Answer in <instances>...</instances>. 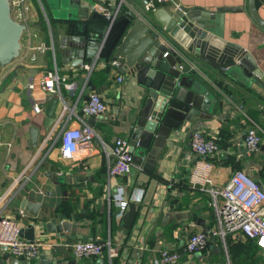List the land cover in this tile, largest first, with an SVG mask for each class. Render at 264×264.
<instances>
[{"label":"crops","instance_id":"obj_1","mask_svg":"<svg viewBox=\"0 0 264 264\" xmlns=\"http://www.w3.org/2000/svg\"><path fill=\"white\" fill-rule=\"evenodd\" d=\"M86 1L101 11L117 2ZM29 3V31L38 35L32 39L28 33L23 36L21 56L7 65L0 76L3 142L0 145V190L26 166H30L29 179L23 185L17 184L15 195L0 212L3 216L17 218L22 228L35 224V239L42 245L39 257L30 261L1 250L9 264H165L160 256L163 247L180 246L191 232L208 231L216 223L213 197L189 182V172L197 158L190 144L194 130H200L219 144L212 158L217 187L224 186L234 170L244 169L264 188V85L242 69L236 78L219 74L217 81L214 76L210 77L216 80L211 89L218 106L214 109L213 101L209 111L200 110L203 116H195L193 122L183 120L174 128L154 151L156 160L152 171L146 170L143 164H133L131 173L109 182L107 153L116 138L129 139L135 112L142 103L143 92L137 76L122 72L121 64L102 67L103 61H98L95 71L102 76H97L99 83L94 84L92 73L88 76L84 66H73L71 55L62 52L60 42L67 12L60 11L54 0H29ZM135 4L142 10L140 16L158 23L153 12L159 7L184 5L205 10L238 7L220 13L224 38L245 48L246 67L251 72L259 71L264 81V27L252 18L249 0H170L156 3L152 10L142 0H135ZM257 9L264 19V3L257 2ZM39 43L45 46L43 50L32 48ZM54 69L60 75V92L53 95H60L61 100L55 109L58 119L47 129L45 97L51 92H33L43 102L42 111L35 112L27 84ZM118 75L123 77L121 81ZM89 81L105 98L108 110L98 116H83L89 123L95 118L91 124L104 144L94 140L74 158H65L57 146L49 147L50 142L36 157L50 130H58L65 124L79 125L75 116L69 117L70 108L83 106L87 99L82 96L78 101L77 98L92 91ZM254 123L261 129L262 143L258 151L251 152L244 144V137ZM32 126L39 129L36 145L30 143ZM109 184L112 189L123 185L129 203L138 205L135 221L128 231L123 230L117 205L108 203ZM25 200L40 204L38 216L32 214L31 208L23 206ZM50 223L55 232L48 230ZM99 238L110 239L118 254L112 258L107 251L96 257L74 255L72 244L75 241ZM242 258L250 264H264V250L255 240L235 233L229 234L225 241L219 236H210L203 251L185 255L178 264H237Z\"/></svg>","mask_w":264,"mask_h":264},{"label":"water","instance_id":"obj_2","mask_svg":"<svg viewBox=\"0 0 264 264\" xmlns=\"http://www.w3.org/2000/svg\"><path fill=\"white\" fill-rule=\"evenodd\" d=\"M54 2L60 11L67 12L60 44L63 54L71 55L73 66L77 68L94 61L117 59L122 72L129 71L137 76L143 99L133 119L129 149L133 164H143L146 170H153L154 151L174 128L177 129L183 120L193 122L195 116H203L201 109L210 110L216 97L211 87L220 78L219 74L236 78L242 69L264 85L259 71L251 72L246 67L245 48L224 38L220 13L238 7L219 6L215 10L184 5L159 7L153 12L159 23L148 18L149 25L140 16L142 10L135 0H117L115 5L107 6L106 11L86 0ZM12 10V0H0V68L13 63L22 53L26 24L15 19ZM249 11L252 18L264 27L257 0H249ZM153 28L159 30L162 37ZM212 76L216 80H212ZM88 87L95 89L92 81L88 82ZM82 96L84 99L89 97L84 93L77 98L78 101ZM60 100V95L45 97L47 129L58 119L55 109ZM213 104L216 109L218 102ZM94 120L92 117L90 122L94 124ZM38 136L39 129L32 126L31 145L37 144ZM39 205L31 200L23 202L35 217ZM137 212L138 205L128 203L122 215L123 230L131 229ZM50 227L51 223L47 228L55 232ZM21 234L27 239H35V224L22 228ZM6 260L0 248V264H9Z\"/></svg>","mask_w":264,"mask_h":264},{"label":"built area","instance_id":"obj_3","mask_svg":"<svg viewBox=\"0 0 264 264\" xmlns=\"http://www.w3.org/2000/svg\"><path fill=\"white\" fill-rule=\"evenodd\" d=\"M170 0H148L147 8L152 10L156 3H164ZM13 17L26 24L23 36L28 33L30 38L37 36L36 32L29 31L30 22V3L29 0H12ZM264 3V0H257ZM102 8V7H101ZM104 10V8H102ZM107 10V7H105ZM105 10V11H106ZM143 18V16H141ZM149 25V19L143 18ZM153 27V26H152ZM161 36L160 31L153 28ZM164 38V37H163ZM164 40V39H163ZM169 44L170 42L166 40ZM172 46V45H171ZM32 48L43 50L45 46L42 43L34 45ZM178 52V49L174 47ZM55 56V49L52 48ZM21 56V55H20ZM32 59L35 58L33 55ZM98 61L91 64H84V70L88 76L96 69ZM119 60H109L102 64V67L119 66ZM123 77L118 75V80ZM60 75L57 69L49 70L41 77L32 79L27 84L30 92V101L35 112H41L43 109L42 99H39L33 93L38 90L43 93L60 92ZM88 99L79 109L77 105L70 108L69 117L75 116L79 121L77 127L64 125L58 130H50L44 137L36 157L45 146L53 148L57 146L60 153L65 158H74L77 154L83 152L87 145L94 140L104 144L103 139L97 133L94 126L85 119L83 114L98 116L108 110V104L103 95L96 89L88 94ZM0 123V145L2 142V129ZM262 143V132L260 127L254 123L246 131L244 144L251 152L258 151ZM191 148L197 154V158L189 172V182L199 189L209 192L212 204L215 207L216 223L208 231L200 230L191 232L187 240L180 246H165L160 250L161 260L165 264H178L185 255L195 254L203 251L210 236H219L224 241L229 234L242 233L249 239L255 240L258 247L264 250V188L259 181L253 178L244 169H236L231 174L227 183L222 187L215 185L213 175L214 162L213 156L219 150L218 142L206 136L200 130H194L190 138ZM11 143H8L10 147ZM129 139L118 137L115 139L112 149L107 153V173L110 179L114 177H123L131 173L133 168V156L129 149ZM35 157V159H36ZM34 162V160L32 161ZM32 164V163H31ZM29 167L26 166L13 181L10 182L4 190H0V211L9 203L15 195L17 184L23 185L29 179ZM108 203L116 204L118 207L117 215L121 217L127 209L128 199L123 185L112 189L109 184ZM23 213L24 209H20ZM21 223L17 218L3 216L0 212V248L15 257L24 260H33L39 257L41 253L42 242L38 239H27L21 234ZM72 250L77 258L96 257L108 252L110 258L118 254V250L113 246L108 238L77 240L72 244ZM141 264V263H138Z\"/></svg>","mask_w":264,"mask_h":264},{"label":"trees","instance_id":"obj_4","mask_svg":"<svg viewBox=\"0 0 264 264\" xmlns=\"http://www.w3.org/2000/svg\"><path fill=\"white\" fill-rule=\"evenodd\" d=\"M96 70V69H95ZM93 71L92 72V81H93V83L94 84H97V83H99V81H98V79L99 78H97V76H102V74H100L99 72H96V71ZM256 243V242H255ZM257 245V244H256ZM258 246V245H257ZM250 263V262H249Z\"/></svg>","mask_w":264,"mask_h":264},{"label":"rangeland","instance_id":"obj_5","mask_svg":"<svg viewBox=\"0 0 264 264\" xmlns=\"http://www.w3.org/2000/svg\"><path fill=\"white\" fill-rule=\"evenodd\" d=\"M6 67H7V66H5V67H3V68H0V76H1V74H2L1 71H3V69L6 68ZM10 77H11V76H9V77L7 78V80L10 79ZM237 264H250V263H249V261L246 260L245 258H242L241 260H237Z\"/></svg>","mask_w":264,"mask_h":264}]
</instances>
